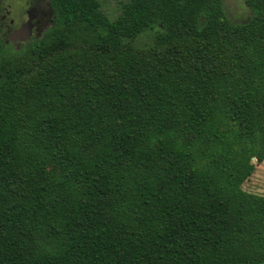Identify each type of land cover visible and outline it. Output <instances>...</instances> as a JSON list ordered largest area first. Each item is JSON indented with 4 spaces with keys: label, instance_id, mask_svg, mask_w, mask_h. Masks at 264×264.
Here are the masks:
<instances>
[{
    "label": "trees",
    "instance_id": "trees-1",
    "mask_svg": "<svg viewBox=\"0 0 264 264\" xmlns=\"http://www.w3.org/2000/svg\"><path fill=\"white\" fill-rule=\"evenodd\" d=\"M48 1L0 0V264H264V0Z\"/></svg>",
    "mask_w": 264,
    "mask_h": 264
},
{
    "label": "rangeland",
    "instance_id": "rangeland-1",
    "mask_svg": "<svg viewBox=\"0 0 264 264\" xmlns=\"http://www.w3.org/2000/svg\"><path fill=\"white\" fill-rule=\"evenodd\" d=\"M29 0H3V9L1 15H6L7 20L3 22L4 25L9 24L12 19V26L19 27L22 21L27 19L26 9L29 8L27 4ZM125 0H99L100 7L110 19H115L120 11L121 5ZM226 8L229 15H245L248 12L244 0H226ZM42 20H47L48 14H43ZM33 34H36L34 32ZM154 32L146 31L140 34L136 40V46H147L152 42ZM255 162V159L252 160ZM243 188L247 191L259 193L264 195V160L261 163L255 164V170L251 176L243 183Z\"/></svg>",
    "mask_w": 264,
    "mask_h": 264
},
{
    "label": "flooded vegetation",
    "instance_id": "flooded-vegetation-1",
    "mask_svg": "<svg viewBox=\"0 0 264 264\" xmlns=\"http://www.w3.org/2000/svg\"><path fill=\"white\" fill-rule=\"evenodd\" d=\"M27 4L29 5V8L26 9V15H27V10L31 8L35 9L34 11L31 12V14L34 16V19L32 20V25H33L32 35L34 32L39 33L41 30L45 29L47 26H50L52 24V10L49 6L48 0H29ZM43 14H48L46 21L42 20L41 18L44 16ZM1 19L3 22L6 21L7 20L6 15H2ZM25 21H22L20 25ZM12 24H13L12 19L9 21V24H6V25L3 24V26L5 27L4 34L7 40H8V35L15 28L12 26ZM17 42H20V41H16L14 43H17Z\"/></svg>",
    "mask_w": 264,
    "mask_h": 264
},
{
    "label": "water",
    "instance_id": "water-1",
    "mask_svg": "<svg viewBox=\"0 0 264 264\" xmlns=\"http://www.w3.org/2000/svg\"><path fill=\"white\" fill-rule=\"evenodd\" d=\"M34 8L27 10V20L23 22L19 27L14 28L8 35V41H27L32 35V20L34 16L31 14Z\"/></svg>",
    "mask_w": 264,
    "mask_h": 264
}]
</instances>
